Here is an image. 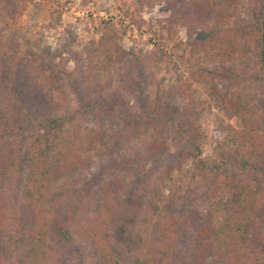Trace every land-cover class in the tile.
Listing matches in <instances>:
<instances>
[{"label":"trees","instance_id":"1","mask_svg":"<svg viewBox=\"0 0 264 264\" xmlns=\"http://www.w3.org/2000/svg\"><path fill=\"white\" fill-rule=\"evenodd\" d=\"M18 1L0 0V18ZM238 1L166 0L171 21L188 26L191 38L208 35L198 43L213 66L193 70V82L207 85L226 115L241 121V129L221 123L225 139L212 161L202 158L201 101L193 83L179 87L185 105L178 111L159 91L136 114L128 111V100L118 111L106 99L111 69L124 59L117 31H105L66 59L43 50L30 61L19 60L21 45L0 40V264H264V115L245 94L254 88L264 106V0L263 20L255 24L231 22ZM239 62L244 63L233 68ZM132 81L141 83L138 76ZM136 120L160 129L144 153L123 158L118 151L128 136L118 130ZM109 142L116 145V158L93 171L95 152ZM166 154L176 164L147 200L137 184L127 211L125 183L104 178L118 170L141 176ZM175 170L198 186L194 195L185 183L173 192ZM87 172L93 177L85 176L71 217L61 219L63 211L51 205L57 187ZM177 199H186L178 213ZM124 212L129 223L118 230L121 245L113 231Z\"/></svg>","mask_w":264,"mask_h":264},{"label":"rangeland","instance_id":"2","mask_svg":"<svg viewBox=\"0 0 264 264\" xmlns=\"http://www.w3.org/2000/svg\"><path fill=\"white\" fill-rule=\"evenodd\" d=\"M251 1L253 0L238 1L237 14L231 22L248 20L255 24L261 21L263 14L260 10V2L254 0L251 4ZM253 5L256 6L255 10ZM172 16L166 0H19L16 9L4 12L0 18V40L17 41L21 45L19 60L30 61L33 56L36 57L43 50H49L54 56L63 54L66 59L71 50H82L91 41H98L105 31L109 29L117 31L118 44L124 50V59L121 64L118 63L111 69L112 86L106 99L112 98L118 111L122 109L123 102L128 100L132 109L126 108V110L128 109L130 114H136L142 109V103L152 101L159 91L165 95L171 108L178 111L177 109L185 105V101L177 92L179 87L193 83L192 87L201 101L199 124L204 134L202 158L212 161L218 142H223L225 139V133L220 128L221 123L241 129V121L227 116L220 102L212 97L210 88L207 85L194 83L190 76L195 69L208 71L213 66L211 60L204 56L198 43L208 35L203 32L201 37L191 38L188 26L180 21L172 22ZM226 28L228 25L224 27ZM254 49L251 53L256 52V48ZM160 57L162 59L159 62ZM56 62L63 64L60 59ZM243 63L239 62L236 64L237 67L233 64L228 66L230 69L233 66L238 68ZM254 65L255 57L253 56L251 66ZM74 67V63L70 62L69 69L73 70ZM126 74L130 75V80L125 78ZM136 76L140 77L141 83L132 81ZM255 91L254 88H245L248 98L250 93L251 105L258 111H262L264 115V106L261 105ZM149 125L147 121L140 120L132 127L123 125L118 131L125 130L128 136L127 142L119 148V151L112 142L99 148L95 152L97 164L93 171H97L101 163L114 160L118 152L125 153L123 158L144 153V144L160 129H150ZM169 145H171L170 154L175 155V147L172 143ZM108 147L113 151L107 150ZM104 149L105 152L102 153ZM114 150L118 152L115 154ZM98 153L104 154V157L100 158ZM170 154H166L163 163L161 162L162 164L158 167L152 163L149 164L141 176L134 177L118 170L115 174L104 178L119 177L125 183L123 203L127 211H130V202H132L129 199V193L137 184L145 189L146 200L153 196V185L162 181L164 172L170 165L176 164ZM189 167L191 164H187L184 168ZM174 169H177L176 166ZM88 173L83 174L80 181L67 180L57 187L59 192L54 199L55 203L52 201L51 205L56 207L58 213L63 211L61 219L71 217L69 212L72 210V205L78 197H81L79 190L87 184H85L87 181L85 176L93 177V174ZM174 176L173 192L181 183H185L190 188L191 195L198 191V186L193 180L184 176L181 171L175 170ZM185 201L186 199H177L174 205L177 213L184 208ZM124 215L113 231L115 239L121 245H124V241L118 230L121 231L122 226L124 227L126 222L129 223L127 220L129 216L126 212ZM182 232V236L185 237L184 231Z\"/></svg>","mask_w":264,"mask_h":264},{"label":"water","instance_id":"3","mask_svg":"<svg viewBox=\"0 0 264 264\" xmlns=\"http://www.w3.org/2000/svg\"><path fill=\"white\" fill-rule=\"evenodd\" d=\"M263 41H264V39H263Z\"/></svg>","mask_w":264,"mask_h":264}]
</instances>
